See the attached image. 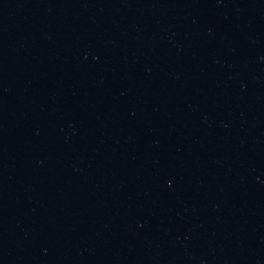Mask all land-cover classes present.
Instances as JSON below:
<instances>
[{
  "label": "water",
  "instance_id": "water-1",
  "mask_svg": "<svg viewBox=\"0 0 264 264\" xmlns=\"http://www.w3.org/2000/svg\"><path fill=\"white\" fill-rule=\"evenodd\" d=\"M0 264H264V0H0Z\"/></svg>",
  "mask_w": 264,
  "mask_h": 264
}]
</instances>
